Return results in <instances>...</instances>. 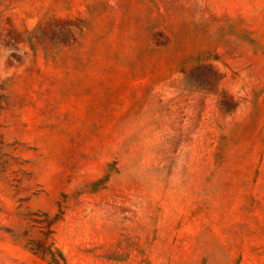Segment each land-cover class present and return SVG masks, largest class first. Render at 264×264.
<instances>
[{
    "label": "rangeland",
    "instance_id": "374dc122",
    "mask_svg": "<svg viewBox=\"0 0 264 264\" xmlns=\"http://www.w3.org/2000/svg\"><path fill=\"white\" fill-rule=\"evenodd\" d=\"M0 264H264V0H0Z\"/></svg>",
    "mask_w": 264,
    "mask_h": 264
}]
</instances>
